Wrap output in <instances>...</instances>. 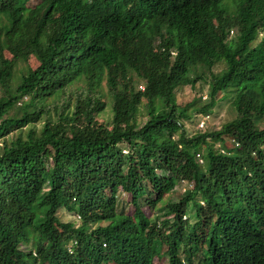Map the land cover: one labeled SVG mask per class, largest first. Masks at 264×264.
I'll return each instance as SVG.
<instances>
[{
  "label": "trees",
  "instance_id": "trees-1",
  "mask_svg": "<svg viewBox=\"0 0 264 264\" xmlns=\"http://www.w3.org/2000/svg\"><path fill=\"white\" fill-rule=\"evenodd\" d=\"M261 124L264 0H0V264H264Z\"/></svg>",
  "mask_w": 264,
  "mask_h": 264
},
{
  "label": "rangeland",
  "instance_id": "rangeland-1",
  "mask_svg": "<svg viewBox=\"0 0 264 264\" xmlns=\"http://www.w3.org/2000/svg\"><path fill=\"white\" fill-rule=\"evenodd\" d=\"M236 35L235 31L233 30L232 33L230 32L229 36L230 38H234ZM261 35L258 36L257 40L252 44V47L255 46L259 40H260ZM4 55L7 58H10V55L7 53H4ZM29 65L31 68H35L36 67V62L35 60L31 57L28 60ZM224 69V65L222 63H218L215 65V67L213 68V73H219L221 70ZM208 81V79H207ZM207 81H199L195 84L194 87H190V86H185V87H180L176 90L175 94H176V103L179 106H186L189 103L193 102V101H197L196 105L197 106H202L206 103V99H207V92H208V85L206 84ZM141 86V85H140ZM140 89V88H139ZM69 93H73L75 94V88H72L70 90H68ZM102 94H104L105 96V101L108 102V107L107 109L98 117L99 121L105 122L107 123L110 118H111V113H110V98H108L106 96V87L105 85H103L102 88ZM222 96H218L219 99ZM231 110V105H230V98L227 99H223V100H219L217 101V105L214 107V109L212 110V112L208 115V116H203V115H194V118L191 122H187L185 124V128L186 131L188 133L189 136L196 134L197 132L199 134H202L204 132H212V131H217L219 129H221V127L226 124L227 122H229L230 120L233 119V115L230 112ZM188 112L192 113L191 108H188ZM145 121V118L140 119L139 123H143ZM261 129L264 128V125L261 124L260 125ZM192 185H187V184H181L178 185L175 188V192L169 196V198H178L179 196H181V194L184 192L185 189H191ZM169 198H165V200L169 199ZM161 206V204H159L157 207ZM145 214L147 216H150L152 214H155L154 211L149 210L148 208L144 209ZM129 212V211H128ZM59 218L64 221V222H72L75 224V226H78V219L77 217H75L74 215L68 214L66 211H61L60 213H58ZM156 264H159L158 262H156Z\"/></svg>",
  "mask_w": 264,
  "mask_h": 264
}]
</instances>
